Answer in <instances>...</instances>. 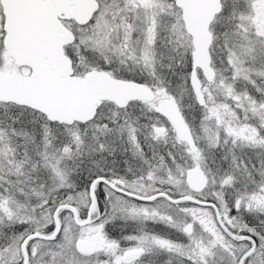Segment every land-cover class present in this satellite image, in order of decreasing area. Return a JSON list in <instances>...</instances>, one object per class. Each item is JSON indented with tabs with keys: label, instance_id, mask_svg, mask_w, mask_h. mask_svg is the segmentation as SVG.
<instances>
[{
	"label": "snow or ice",
	"instance_id": "snow-or-ice-1",
	"mask_svg": "<svg viewBox=\"0 0 264 264\" xmlns=\"http://www.w3.org/2000/svg\"><path fill=\"white\" fill-rule=\"evenodd\" d=\"M0 264H264V0H0Z\"/></svg>",
	"mask_w": 264,
	"mask_h": 264
}]
</instances>
